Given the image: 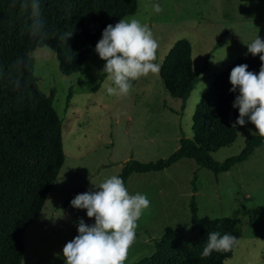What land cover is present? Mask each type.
I'll return each instance as SVG.
<instances>
[{"label": "rangeland", "instance_id": "rangeland-1", "mask_svg": "<svg viewBox=\"0 0 264 264\" xmlns=\"http://www.w3.org/2000/svg\"><path fill=\"white\" fill-rule=\"evenodd\" d=\"M157 3L163 9L159 13L153 10ZM128 17L150 26L158 42L154 63L160 70L138 79L127 96L107 93L111 82L100 71L106 61L95 50L83 70L70 76L60 72L50 48L32 54L42 90H56L54 107L63 120L66 159L45 207L25 231L23 264H64L63 248L78 235L79 218L90 226L95 223L86 209L71 205L75 196L98 190L95 184L119 176L131 159L169 157L181 136H193L197 107L216 76L249 53L245 43L257 35L264 39V0H138L136 13ZM181 39L191 41L199 74L184 108L161 76L164 59ZM250 130H255L250 121L240 126L236 141L218 149L214 158L222 162L239 154L248 138L260 136ZM126 188L132 195L146 194L151 203L138 221L124 264L151 256L167 228L191 227L193 198L200 217L238 212L242 236L224 264H264V143L226 172L215 174L183 158L162 171L133 173Z\"/></svg>", "mask_w": 264, "mask_h": 264}, {"label": "trees", "instance_id": "trees-1", "mask_svg": "<svg viewBox=\"0 0 264 264\" xmlns=\"http://www.w3.org/2000/svg\"><path fill=\"white\" fill-rule=\"evenodd\" d=\"M21 2L0 0V264H23L25 231L45 207L66 159L63 120L54 107L56 90H42L32 54L46 46L56 53L63 75L79 73L107 25L135 14L138 5V0H41L48 35L38 41L28 32L31 10L22 13ZM68 31L73 35L68 41L61 40ZM18 58H23L24 64L18 66ZM242 64L258 74L262 61L258 55L247 53L218 74L197 107L193 136H181L179 147L167 158L125 163L119 177L126 187L133 173L162 171L183 158L194 159L215 174L226 172L264 143V137L251 136L239 154L222 162L213 156L237 139L240 125H232L239 116V109L233 107L239 93L229 91V78L232 69ZM161 76L167 90L182 100L184 108L199 77L190 40L176 42L163 61ZM74 195L62 207H67ZM190 207L191 227L167 228L155 252L135 264H224L232 258L242 236L238 212L230 217H200L195 198ZM209 232L230 233L237 244L231 251H213L201 259Z\"/></svg>", "mask_w": 264, "mask_h": 264}, {"label": "clouds", "instance_id": "clouds-1", "mask_svg": "<svg viewBox=\"0 0 264 264\" xmlns=\"http://www.w3.org/2000/svg\"><path fill=\"white\" fill-rule=\"evenodd\" d=\"M20 8L22 13L31 10L30 37L38 41L46 39L41 0H22ZM153 10L159 13L163 9L157 3ZM73 33L65 32L60 39L68 41ZM245 44L253 56L264 53V39L259 35ZM157 49L158 42L150 26L137 18H121L115 25L108 24L95 46L99 57L106 61L100 71L111 82L107 93L127 96L132 91L133 81L158 73L160 66L154 63ZM260 60L258 74L249 71L248 64L235 66L230 73L232 88L229 91L239 93L233 102L239 116L232 127L244 126L250 121L255 125V130H250L252 135L264 137V55H260ZM16 63L24 64L23 58H18ZM19 84L16 80L17 87ZM95 186L98 190L77 194L71 201L73 207L86 209L87 216L94 217L95 223L90 226L79 218L78 235L63 248L64 264H124L136 237L138 221L150 210L147 195L130 194L119 176L113 175ZM236 244L237 238L230 233L209 232L200 257L207 258L213 251H231Z\"/></svg>", "mask_w": 264, "mask_h": 264}, {"label": "crops", "instance_id": "crops-1", "mask_svg": "<svg viewBox=\"0 0 264 264\" xmlns=\"http://www.w3.org/2000/svg\"><path fill=\"white\" fill-rule=\"evenodd\" d=\"M180 161V160H179Z\"/></svg>", "mask_w": 264, "mask_h": 264}]
</instances>
